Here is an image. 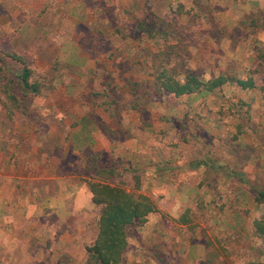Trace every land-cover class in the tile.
Listing matches in <instances>:
<instances>
[{
    "label": "rangeland",
    "instance_id": "rangeland-1",
    "mask_svg": "<svg viewBox=\"0 0 264 264\" xmlns=\"http://www.w3.org/2000/svg\"><path fill=\"white\" fill-rule=\"evenodd\" d=\"M142 24L162 35L139 33ZM9 53L40 84L35 94L14 90L10 113L0 102L9 173L29 171L27 154L46 155L70 181L102 180L95 169L109 167L110 182L147 195L156 212L128 228L125 264L264 261L251 234L262 207L249 192L264 187V95L231 84L176 98L151 90L159 64L179 77L264 76V0H0V71L11 83L22 65ZM87 120L108 141L97 151L69 141ZM99 210L85 217L82 247ZM84 251L72 247L60 264H85Z\"/></svg>",
    "mask_w": 264,
    "mask_h": 264
},
{
    "label": "crops",
    "instance_id": "crops-1",
    "mask_svg": "<svg viewBox=\"0 0 264 264\" xmlns=\"http://www.w3.org/2000/svg\"><path fill=\"white\" fill-rule=\"evenodd\" d=\"M90 120L85 125V132L89 133H82L79 142L69 140L73 149L78 151L83 146L82 149L93 152L98 150V140L101 147L108 143L102 129ZM94 130L98 131L96 137ZM1 147L0 264H60L68 261L72 247L83 253L85 217L96 205L91 201L87 184L70 181V176L56 173L46 155L39 160L32 153L24 154L30 160L28 172L9 173L7 168L12 166L13 157ZM53 152L49 156H54ZM39 163H47L49 168L39 170ZM15 179L23 181L15 182ZM49 231L52 233L48 234Z\"/></svg>",
    "mask_w": 264,
    "mask_h": 264
},
{
    "label": "trees",
    "instance_id": "trees-1",
    "mask_svg": "<svg viewBox=\"0 0 264 264\" xmlns=\"http://www.w3.org/2000/svg\"><path fill=\"white\" fill-rule=\"evenodd\" d=\"M139 33L145 32L149 37H157L161 34L159 29L153 30L151 27L142 24V28H137ZM11 59L19 61L21 68L10 81H6L9 74L0 71V86L2 93L0 102L10 113V106L17 108L18 100L14 90L22 94L38 93L40 84L37 81H30V69L21 59L13 53L6 54ZM264 62L260 63V69L263 70ZM264 71V70H263ZM153 94L166 95L170 97L189 96L192 94H209L217 91L224 84L235 85L238 88L248 90L258 87L260 95H264V76H257L254 70L250 74L239 77L235 73L222 71L215 76H209L206 79L194 75L190 71H185L179 77L173 74L170 68L164 64H159L152 74ZM236 102L246 106L249 102L238 99ZM236 127H241L237 123ZM106 130L104 126L103 131ZM242 131V129H241ZM108 137V136H107ZM205 162H196L203 165ZM95 175H100L102 180L88 179L86 181L91 201L100 205V210L96 218V233L93 241L84 247L85 264H125L123 253L127 248V230L130 226L141 224L145 221L149 213L156 212L153 201L145 194L135 193L123 188L121 185L112 183L109 180L113 176L112 168H97ZM136 180V176H134ZM255 204L262 207L259 214H256L251 220V234L260 240L261 247L264 250V187L260 189L249 188ZM184 219V220H183ZM181 221H186V218ZM243 264H264V261L248 260Z\"/></svg>",
    "mask_w": 264,
    "mask_h": 264
}]
</instances>
